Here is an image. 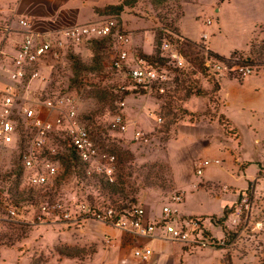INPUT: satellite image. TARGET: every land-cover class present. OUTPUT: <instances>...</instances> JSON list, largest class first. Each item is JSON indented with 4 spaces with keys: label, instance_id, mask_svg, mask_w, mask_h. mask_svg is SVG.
Masks as SVG:
<instances>
[{
    "label": "rangeland",
    "instance_id": "1",
    "mask_svg": "<svg viewBox=\"0 0 264 264\" xmlns=\"http://www.w3.org/2000/svg\"><path fill=\"white\" fill-rule=\"evenodd\" d=\"M123 1L125 0H109L114 5ZM131 1L132 6L125 8L119 19L121 29L126 34L133 35V47L139 53L154 55L158 52L159 38L165 40L175 35L184 39L182 48L195 59V45L202 43L201 39L207 35L206 49L213 55L220 56L214 51L216 49L226 54L231 53L228 57L220 56L225 58L223 60L242 64L252 58L254 62L264 63V0ZM104 18L107 17L101 20ZM209 21L212 23L208 24ZM183 24L196 28V34L199 36L193 39L185 36L182 33ZM15 30L16 26H13L10 18L0 16V87L8 83L7 69L20 45L14 35ZM117 48L115 42L112 46L101 45L98 49L90 42L81 44L76 47L74 53L84 64L97 65V73H92L82 80L72 71L71 64L66 59L55 65L51 71L48 70L47 83L35 81L30 88L31 94H22L24 100L20 101V106L25 108L31 104L35 108L34 99L40 100L43 105L45 99L50 96L67 94L74 98L80 123L90 129L94 141L102 151L117 157V177L129 178L128 171L137 172L133 176V194L128 190L122 195L108 199L103 193L107 192L104 185L99 183L95 187L92 182L77 178L75 173L69 170L64 182L57 183L52 189L41 191L40 195L19 204L26 211V220L13 219L6 210V201L15 204L17 202L2 190L5 187L4 175L14 169L17 152L11 148L0 149V234H9V223L17 222L19 225H13L16 231L25 229L27 237H15L17 240L11 242L8 240L13 245L0 248V264H144L134 255L135 248L125 249L119 242V238L133 241L132 236L123 233L126 237H118L114 231H124L104 222H36L40 201L45 198L52 201L66 200L74 196L89 204L113 201L126 209L132 210L141 206L157 213H160L165 205L172 204V197L176 194L184 195V203L185 192L179 187L183 185L187 189L190 188L192 182L189 183L186 176L192 172L183 168L186 166L178 167L177 159L189 161L190 152L181 151L190 143L191 137L190 134L186 135L187 133L183 135L178 128L183 124L196 125L202 122H217L223 132H213L205 136V141L209 140L210 146L209 142H205V145L198 142L201 149L205 150L197 154L199 163L195 171L205 160H209L211 166L206 168L201 176L195 172L193 182L196 187L193 188L194 193L188 202L192 212L206 211L207 214L200 217L206 221L218 244L208 249L189 250V254L193 256L191 264H264L262 128L256 133L250 132L244 136L239 134L238 128L222 114L224 103L218 97L221 83L200 72L198 60L194 69L191 68L188 72L178 71L172 76L173 80L164 100L154 95L139 93L134 89L128 71H120L112 66ZM252 67L255 69L254 74L264 69V65L259 68ZM187 73L189 76L185 79L183 74ZM226 80L239 83L244 81ZM188 85L193 86L191 94L188 93ZM94 86H99V89L108 87L115 90V95H120L121 102L116 103L117 110L109 111L108 107L96 98ZM202 98L209 99L205 110L194 106L196 102L200 107ZM245 98L250 102L248 106L257 112H251L246 107V111H241L240 114L244 119L260 125L258 114L264 116V88L255 94L246 95ZM233 110L239 111L236 107ZM118 113L126 115L130 120L128 132H120L111 126V116ZM200 114L205 115L199 116ZM87 115H91L93 121L87 120ZM156 116L162 117L163 122L158 123ZM221 116L225 122H229L225 123L228 124L227 127L219 122ZM18 119L22 118L18 116ZM22 128L28 132L27 147L29 139L32 138V131L28 124H22ZM136 130L148 135V142L136 140L132 136ZM217 160L220 164L215 163ZM151 173L154 177L152 182L155 181L158 186L146 184V177ZM24 187H27V184L25 179H22L21 188ZM237 207L241 210L239 217L235 215ZM226 210L230 214L222 225L218 220L224 217ZM229 234L233 235L230 239Z\"/></svg>",
    "mask_w": 264,
    "mask_h": 264
},
{
    "label": "built area",
    "instance_id": "2",
    "mask_svg": "<svg viewBox=\"0 0 264 264\" xmlns=\"http://www.w3.org/2000/svg\"><path fill=\"white\" fill-rule=\"evenodd\" d=\"M19 25L26 28L30 23L20 19ZM108 38L118 46L113 55L112 66L120 71H128L136 91L163 100L167 97L172 76L178 71L188 72L191 68L194 69L197 60L200 61V72L206 73L219 83L226 79L243 81L255 73L254 67L247 63L237 64L236 61L222 60L213 55L206 49L207 35L201 39L202 43L195 45V59L182 48L184 39L174 35L162 42L161 57L164 64L152 63L144 54L134 49L133 35L126 34L121 29L117 16H107L97 22L79 24L48 34L26 33L7 69L8 83L0 87V149L19 150L28 137V132L23 137L22 124H28L32 138L23 154V179L27 187L37 190L47 187L44 191L54 187L61 177L60 164L54 157L71 149L84 166L89 182H102L105 187L116 184L117 157L102 151L94 141L90 129L80 123L74 98L67 94L50 96L43 105L40 100L34 99L35 108L31 104L25 108L20 106L22 94L30 95L31 85L35 81L47 83L48 70L51 71L55 65L65 61L76 47L91 40ZM156 120L158 123L163 122L160 116H156ZM110 124L120 132H128V121L123 114L111 116ZM57 137L62 138L63 144L57 141ZM133 137L148 142V135L143 131H134ZM46 149L48 155L44 156ZM215 163L220 164V161ZM209 166V160L203 161L196 173L203 175ZM183 199L184 195L181 193L174 195L172 204L165 205L159 217H149L141 206L135 207L131 212L122 213L111 202L89 204L74 196L55 201L45 198L40 201L39 215L35 221L79 223L96 220L139 237L161 238L178 243L188 250L216 246L218 243L204 219L188 218L180 214L179 207ZM6 204L11 218L26 220L23 207L9 200ZM235 215H241L239 207L236 208ZM134 254L146 263L151 259L153 251L145 247L137 249Z\"/></svg>",
    "mask_w": 264,
    "mask_h": 264
},
{
    "label": "crops",
    "instance_id": "3",
    "mask_svg": "<svg viewBox=\"0 0 264 264\" xmlns=\"http://www.w3.org/2000/svg\"><path fill=\"white\" fill-rule=\"evenodd\" d=\"M107 5L114 4H111L109 0H0V16L10 18L13 26H16V30L14 32V35L17 36L16 40L21 43L26 33L32 32L36 34H48L50 32L73 27L75 25L100 21L103 17L107 16L98 13L96 9H103ZM20 19L27 20L30 23V26L25 28L19 25ZM182 28L184 31H182V33L188 38L193 39L195 36H199V34H196V28H192L188 24H183ZM147 41H149L148 38ZM214 51L218 55L225 57H228L231 54L221 52L219 49ZM220 87L218 97L221 99L222 103H224L222 114L232 121L234 127L238 128L239 134L244 136L250 134V132L256 133V131L261 130V128L263 132V114H258V122L261 124L257 125L252 121L244 119V116H242L240 112L242 111V113H244L246 111V107L249 108L251 112H257L256 110H252L253 107L248 106L250 102L246 101L245 96L251 95V93L255 94L261 88H264V69H262L259 73L246 78L241 83L232 80H225L221 83ZM202 99L203 101L201 102L200 107L196 102L194 104V106L198 107L199 110H205L208 105L209 99ZM235 107L238 108V112L233 110ZM124 116L126 117V115ZM126 119L130 122L128 117H126ZM217 124V122H202L201 124L196 125L183 124L178 128L183 135L187 133L186 135L190 134L189 136L191 137L190 143L186 147L182 148V151L180 149L182 153L184 151L188 153L190 152L191 156L189 161H184V159L179 161V158L177 159L178 167L186 166L183 168L192 172V174L186 176V180L190 181L189 183L192 182L189 189L183 187V185L180 187L177 186V188L179 187L182 192H185V202L179 207V212L184 217L198 218L207 214L206 211L199 213L192 212L188 199L194 193L193 188L196 187L193 182V177L195 176L196 166L199 163V157L197 154L205 150L203 148L204 146L202 147L203 149H201L200 145H205V142H209L210 146V141H205V136L210 135L213 132H223L222 127H219ZM199 141L200 145L198 143ZM191 175L193 176L190 178ZM205 194L207 195V193ZM146 213L149 217H159L161 214V212L157 213L150 209L146 210ZM114 232H116L115 234L116 236L118 235V237L119 235L126 237L123 233H129L127 231ZM129 234L132 236L133 241L130 239L127 241L126 239L119 238L120 244L125 249L131 250L135 248L134 252L139 248L148 247L152 249L153 255L151 259L144 264H191L193 262V256H191L189 254V250L181 244L161 238L152 239L139 237L133 233ZM133 243L137 245L134 244V246Z\"/></svg>",
    "mask_w": 264,
    "mask_h": 264
},
{
    "label": "trees",
    "instance_id": "4",
    "mask_svg": "<svg viewBox=\"0 0 264 264\" xmlns=\"http://www.w3.org/2000/svg\"><path fill=\"white\" fill-rule=\"evenodd\" d=\"M133 1L131 0H125L117 5H107L105 6L103 9H96V11L98 13H101L103 15L106 16H117L119 17L125 10V8L132 6ZM169 32V31H168ZM171 32V31H170ZM161 38L158 39L157 43H158V52L155 53L154 55L148 56L145 55V57L150 60L152 63H157L159 65H163L164 64V59L161 57V45L163 40H161ZM90 43L93 44L94 47H96L97 49L101 47V45H107L109 44L110 46H112L113 41L108 38V39H103V40H91L89 41ZM106 48V47H105ZM219 59H225L222 58L220 56H217ZM68 62H70L71 64V69L73 72H75L76 76L79 78H82V80H85L89 77L90 74L94 73L96 74L98 71V67L97 65H86L84 64L81 60L80 57L78 55H76L74 53V51H71L69 53V55L67 56ZM246 63H248L249 65L255 66L256 68L261 67L262 65H264V63H259V62H254L252 61V58L246 61ZM184 78H188L189 73L183 74ZM184 79V80H185ZM75 81V80H74ZM183 84V83H182ZM100 87L98 86H94L93 90L95 91V95L96 98L99 99V101L103 104L106 105L109 109V111L113 112L115 110H117V106L116 103H120L121 102V97L120 95H115L114 91L109 89L108 87H105L104 89H99ZM188 93H192L193 91V86L188 85ZM198 94H200V92H197ZM201 115H205V114H200ZM90 117V118H89ZM86 118H88L87 120H92L93 118L90 116H86ZM93 121V120H92ZM219 122L224 125L225 127H227V125L229 124L228 121H224L223 116L220 117ZM225 123H228L227 125ZM22 132H23V137L25 136V133H27L23 128H22ZM57 141L60 142L61 144H63V140L60 137H57ZM27 140H24V143L21 144L20 149L16 150V157L14 159V169H12L11 171H9L7 174L4 175V180H5V187L2 190V192L4 194L9 195L12 199L14 198L16 200V204H20V203H25L27 201H29L30 198H32L33 196H38L40 195L41 191H44L47 187L42 188L40 190L37 189H32L29 187H24L21 188V180L23 179V175H24V168H23V154L24 151L26 150V144ZM111 154V153H110ZM48 155V150H45V155ZM54 159L56 161L59 162L60 164V168H61V177L56 181L55 185L61 184L62 182L65 181V179L67 178V173L69 172V170H72L75 175L77 176V178L86 181L87 178L85 176L84 173V166L82 165V163L79 161L77 155L75 154V152L71 149L69 152L67 153H62L57 155L56 157H54ZM137 172H129L128 174H130L129 178H123L121 177L119 179V177H117V182L116 184L110 186V187H105V190L103 193L104 195H106V197L108 199L114 198L117 195H122L123 193H125L126 191L130 190V193L133 194V189L135 186V182L133 181V176L134 174ZM1 177V176H0ZM153 174L151 173L149 176L146 177V184L148 185H155L156 183L152 182L153 179ZM100 182H93V185H95V187L98 186ZM103 186V183H100ZM54 185V186H55ZM157 185V184H156ZM158 186V185H157ZM50 188V186H48ZM53 187H51L52 189ZM13 199V201H15ZM110 201V200H109ZM5 202V200H4ZM2 203V201H1ZM0 203V204H1ZM111 204L115 207H117V210H119L120 212H131V209H126L125 206L123 205H118L117 203H114L113 201L111 202ZM127 210V211H126ZM229 212L226 210L224 213V217L220 220H218V222H220L222 225H224L226 219L229 216ZM17 222L16 224H10L9 226L10 228L7 229V231H9L5 234H0V248L3 246H12L13 244H10L9 241H15L17 239L16 238H27L25 236V229H19L18 231H16V227L17 226ZM14 225V226H13ZM19 225V224H18ZM14 227V228H13ZM24 227V226H23ZM22 227V228H23ZM232 234H229V239L231 237H233ZM9 240V241H8Z\"/></svg>",
    "mask_w": 264,
    "mask_h": 264
}]
</instances>
